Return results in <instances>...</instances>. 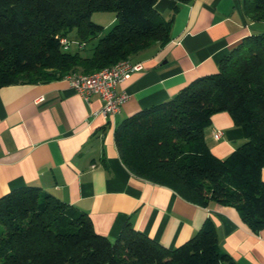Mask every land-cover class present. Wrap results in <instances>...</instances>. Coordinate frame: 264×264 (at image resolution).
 <instances>
[{
	"label": "trees",
	"instance_id": "16d2710c",
	"mask_svg": "<svg viewBox=\"0 0 264 264\" xmlns=\"http://www.w3.org/2000/svg\"><path fill=\"white\" fill-rule=\"evenodd\" d=\"M156 1L0 0V87L92 73L164 44L172 16L165 19ZM239 3L255 26L221 58L217 71L124 118L114 140L133 175L201 206L231 204L258 231L264 228V30L256 23L264 22V0ZM96 11L114 13L107 29L92 20ZM63 36L85 44L98 40L84 56L80 48L64 49ZM219 111L230 114L244 138L223 158L205 140L211 116ZM0 264L240 263L219 248L209 219L172 248L129 223L111 240L95 231L87 212L37 185H23L0 196Z\"/></svg>",
	"mask_w": 264,
	"mask_h": 264
},
{
	"label": "crops",
	"instance_id": "0c3cea01",
	"mask_svg": "<svg viewBox=\"0 0 264 264\" xmlns=\"http://www.w3.org/2000/svg\"><path fill=\"white\" fill-rule=\"evenodd\" d=\"M154 7L165 19L172 16L170 37L131 58L144 68L118 82L116 90L129 94L118 113L104 116L99 96L85 100L68 76L0 87V196L37 185L87 212L95 231L111 240L129 223L170 248L209 219L221 250L240 264H264V228H250L235 206L187 201L168 186L133 175L120 159L114 140L119 122L217 71L221 58L255 26L239 0H157ZM109 16L105 26L115 19ZM214 129L223 131L220 138L213 137ZM205 140L223 158L244 138L230 114L219 111Z\"/></svg>",
	"mask_w": 264,
	"mask_h": 264
},
{
	"label": "built area",
	"instance_id": "2783aa9c",
	"mask_svg": "<svg viewBox=\"0 0 264 264\" xmlns=\"http://www.w3.org/2000/svg\"><path fill=\"white\" fill-rule=\"evenodd\" d=\"M60 43L64 49H69L71 45L82 48L85 43L77 39H69L66 36L60 38ZM144 68L142 61L132 59H121L110 66H105L92 73H73L67 75L73 88L85 99L89 100L92 94H97L102 102L101 113L104 116H111L120 111L122 103L129 94L125 91H117L118 82L127 79L135 71ZM223 131L213 130V137L218 139Z\"/></svg>",
	"mask_w": 264,
	"mask_h": 264
},
{
	"label": "rangeland",
	"instance_id": "374dc122",
	"mask_svg": "<svg viewBox=\"0 0 264 264\" xmlns=\"http://www.w3.org/2000/svg\"><path fill=\"white\" fill-rule=\"evenodd\" d=\"M113 12L110 11H96L92 14L91 18L92 20H94V22L102 24L103 26H105L106 22L109 19V15H113ZM257 26L260 27V30H264V22H257L256 23ZM109 25L105 26V29H107ZM73 35V33L71 34V36ZM69 39H74L73 37H68ZM97 38L91 39L89 41H87V43L79 49L80 53L84 56H90L93 52V48L97 43ZM77 47L74 45L70 46V50L71 51H75ZM131 59V58H129ZM77 73H82V72H77Z\"/></svg>",
	"mask_w": 264,
	"mask_h": 264
}]
</instances>
